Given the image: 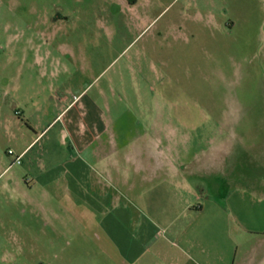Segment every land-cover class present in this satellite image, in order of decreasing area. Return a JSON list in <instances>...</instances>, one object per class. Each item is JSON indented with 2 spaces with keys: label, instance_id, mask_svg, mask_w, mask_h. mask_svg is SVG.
Segmentation results:
<instances>
[{
  "label": "rangeland",
  "instance_id": "1",
  "mask_svg": "<svg viewBox=\"0 0 264 264\" xmlns=\"http://www.w3.org/2000/svg\"><path fill=\"white\" fill-rule=\"evenodd\" d=\"M172 24L182 26L177 41L166 34ZM151 40L172 50L156 62L151 85L134 74L140 105H160L175 123L195 124L180 131L191 155L206 151L218 136L230 139L232 149L229 167H223L229 186L218 208L209 203L217 197L199 191L159 193L150 211L183 219L203 206L218 220L203 221L196 234L204 226L230 263L253 250L259 255L252 264H258L264 257V0H0V168L11 164L8 150L16 151L21 133L32 136L58 115L55 98L78 95L108 64L102 82L119 78L129 91L127 59ZM58 131L53 123L40 144L48 140L55 151ZM186 201L191 210L182 213ZM12 204L5 196L0 200L9 219ZM14 221L6 227L19 238L0 234V264H117L116 252L90 236L74 238L62 227L53 242L52 225L34 223L30 232L45 236L26 237ZM85 227L81 232L89 233Z\"/></svg>",
  "mask_w": 264,
  "mask_h": 264
},
{
  "label": "crops",
  "instance_id": "2",
  "mask_svg": "<svg viewBox=\"0 0 264 264\" xmlns=\"http://www.w3.org/2000/svg\"><path fill=\"white\" fill-rule=\"evenodd\" d=\"M191 32L197 34L196 29ZM166 34L177 41L183 35L182 26L172 24ZM169 46L162 48L151 40L148 47L127 59L126 68L133 74L129 91L119 78L116 84L112 79L102 82L108 64L78 95L55 98L59 113L50 124L33 131L32 136L21 133L16 151L10 155L11 164L0 168V200L5 196L15 205L11 207L14 219L0 205V234L19 238L6 227L16 220L26 237L43 238L44 231L30 232L28 225L50 224L53 242L62 227L68 228L74 238L90 236L112 248L117 264H234L227 254L221 256L215 236L205 234L204 226L196 234L205 221L214 224L218 220L208 217L203 206L199 213L183 219L155 216L150 211L159 202V193L199 191L217 197V202L209 203L218 208L219 198L229 186L223 167L231 162L230 139L213 137L206 151L191 155L188 139L180 131L197 128L195 124L175 123L160 105H140L134 74L151 85L156 62L163 61L168 50L170 54ZM130 98H135L133 103ZM53 123L59 125L55 151L48 140L40 144ZM16 157H20L18 171L12 169ZM190 210L191 204L184 202L182 213ZM85 226L89 233L81 232ZM258 246L262 254L263 241ZM257 255V251L245 252L238 264H252Z\"/></svg>",
  "mask_w": 264,
  "mask_h": 264
},
{
  "label": "built area",
  "instance_id": "3",
  "mask_svg": "<svg viewBox=\"0 0 264 264\" xmlns=\"http://www.w3.org/2000/svg\"><path fill=\"white\" fill-rule=\"evenodd\" d=\"M8 155H13V152L11 150L8 151ZM15 163L20 164V157L15 158Z\"/></svg>",
  "mask_w": 264,
  "mask_h": 264
}]
</instances>
